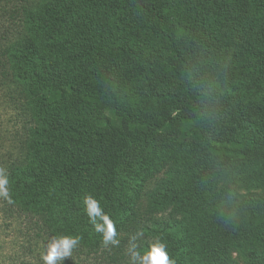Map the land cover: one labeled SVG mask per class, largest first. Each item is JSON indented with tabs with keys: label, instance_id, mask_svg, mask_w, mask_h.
Wrapping results in <instances>:
<instances>
[{
	"label": "trees",
	"instance_id": "1",
	"mask_svg": "<svg viewBox=\"0 0 264 264\" xmlns=\"http://www.w3.org/2000/svg\"><path fill=\"white\" fill-rule=\"evenodd\" d=\"M0 108L22 147L3 211L43 242L264 264V0H0Z\"/></svg>",
	"mask_w": 264,
	"mask_h": 264
},
{
	"label": "rangeland",
	"instance_id": "2",
	"mask_svg": "<svg viewBox=\"0 0 264 264\" xmlns=\"http://www.w3.org/2000/svg\"><path fill=\"white\" fill-rule=\"evenodd\" d=\"M13 112L6 108H0V119L3 120V132L0 134V168H6L7 165L15 160L22 152L20 139L15 138L17 124L13 122ZM165 171V170H163ZM162 171V172H163ZM162 173L156 176L160 179ZM153 181H150V185ZM3 205L6 202L3 197H0V264H22L28 261L29 264H44L42 256L46 253L47 243L43 242L40 236L31 232L26 224L25 219L18 222H10L7 214L3 211ZM32 228V227H31ZM128 249V247H127ZM125 252V260H120L119 264H130L128 251ZM57 264H113L107 258L106 254L102 258L95 255H83L81 259H72L66 257L62 261H57Z\"/></svg>",
	"mask_w": 264,
	"mask_h": 264
},
{
	"label": "clouds",
	"instance_id": "3",
	"mask_svg": "<svg viewBox=\"0 0 264 264\" xmlns=\"http://www.w3.org/2000/svg\"><path fill=\"white\" fill-rule=\"evenodd\" d=\"M8 172L5 168H0V197L8 198ZM9 202H11L9 200ZM87 215L90 222L98 233L103 234V244L105 247L109 245H118L119 240L116 238L117 232L113 221L100 208L99 202L91 196L85 198ZM143 235L142 231H138L129 240L127 249L130 258V264H174L170 261L166 251V245L160 242L153 244L147 253L141 254L136 241ZM79 237L61 236L53 237L47 244L46 253L42 256L44 264H57L66 257L72 256V250L78 245Z\"/></svg>",
	"mask_w": 264,
	"mask_h": 264
}]
</instances>
